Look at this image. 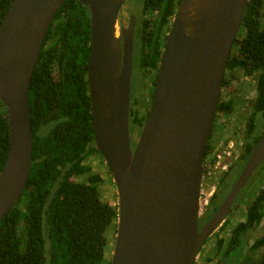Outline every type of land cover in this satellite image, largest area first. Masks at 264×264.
<instances>
[{"label":"water","instance_id":"1","mask_svg":"<svg viewBox=\"0 0 264 264\" xmlns=\"http://www.w3.org/2000/svg\"><path fill=\"white\" fill-rule=\"evenodd\" d=\"M78 1L88 8L90 20L86 79L93 142L116 187L109 264H194L264 158L263 137L199 229L204 152L248 0H179L134 144L129 129L134 14L121 26L118 15L126 0ZM63 2L12 0L0 23V102L9 135L0 171V220L27 184L32 155L28 87L47 29Z\"/></svg>","mask_w":264,"mask_h":264},{"label":"trees","instance_id":"2","mask_svg":"<svg viewBox=\"0 0 264 264\" xmlns=\"http://www.w3.org/2000/svg\"><path fill=\"white\" fill-rule=\"evenodd\" d=\"M11 2L0 0V23ZM178 2L143 0L151 15L140 25L135 61L137 69L152 75L153 83L148 100L140 102L131 92V131L141 129L148 112ZM236 41L238 55L226 66H239L246 74L258 71V97L248 129L252 131L256 113L264 110V0H248ZM89 43L88 8L78 0H64L47 29L28 87L31 167L22 195L0 220V264H109L105 232L112 226L116 231L117 204L101 198L102 176L86 162L92 155L100 156L93 142L86 79ZM229 108V102L218 105V111ZM8 146L6 113L0 102V171ZM263 210L264 185L246 207L245 219L232 230L225 254L244 247V233L261 221ZM223 244L220 238L219 249ZM250 249L259 251L257 264H264V232Z\"/></svg>","mask_w":264,"mask_h":264},{"label":"flooded vegetation","instance_id":"3","mask_svg":"<svg viewBox=\"0 0 264 264\" xmlns=\"http://www.w3.org/2000/svg\"><path fill=\"white\" fill-rule=\"evenodd\" d=\"M132 14H134V10L133 7L130 6L125 7L123 11H121V13L119 12L118 15L119 25L127 26L130 16ZM150 15L151 12L149 10H143V17L139 21L137 20L138 22L137 24L135 22L136 18L134 15V30H135V26L137 25L140 26L143 20L149 18ZM236 40L237 38L235 39V42L232 46L229 59L232 56L238 55ZM134 43L135 42L133 41V45ZM257 74L258 71H253L251 74H246L244 70L239 66L232 68H228L227 66L225 67L222 83H221V91H220L218 105L220 102H229L230 108L222 109L221 111H218V105H217L212 128L204 152L200 193L201 191L205 194L207 193L208 200H207V205L203 210V213L200 215L201 221L199 224V229L205 225V223L211 217L212 213L215 211L217 206H219L220 203L224 200L225 196L228 194L233 183L238 177L240 171L242 170L252 149L264 137V110L256 113L254 129H252V131L248 130L251 122V115L254 110V103L256 102L258 97V90L256 85ZM153 87L154 84L152 85V91H153ZM226 128L227 131L230 132H227V134H224L223 136L230 137L229 133H231V137L233 138V140H235L236 143L235 149L233 143L231 144V146L230 145L228 146L229 147L228 153H226V151L222 150L221 148L216 150V147L214 146V142L220 137V132ZM232 155L234 156L232 160L230 162L228 161L226 162V159ZM218 156L223 157L222 158L224 160V161L222 160L223 164L222 163L219 164V162H216ZM217 163L219 164V166ZM240 164L241 167H239ZM237 169L239 170L236 174V177L231 181V178L233 177ZM255 178H257L256 180L259 183H262L261 186L258 187L253 185ZM263 185H264V158L258 163V165L251 173L250 177L248 178L247 182L244 184V186L237 194L233 204L231 205L230 210L227 212L226 216L223 218L221 223H219V225L206 238L204 244L199 249L196 255L194 264H197L199 253H201V251L206 245H210V248L211 245H213L214 248L212 249L220 253L218 259V262L220 264L223 263L225 259L227 260L228 257H230V259L233 261V264H240L239 259L244 251L243 248L247 245L248 243L247 239L251 237V233L253 232V230H255L259 226V224H261V221L263 220L264 217V210L261 221L253 229L251 230L249 229V231H246L244 233L245 235L244 237L247 238L246 241L244 240L245 241L244 247L242 248L240 247L239 249L234 250V252L231 251L225 254L226 244L235 226H237L240 222H242L245 219L246 216L245 209L250 203L252 197L254 196L255 193H257V191ZM248 191H250L251 197L249 196L246 197ZM239 213L242 217L240 219H237V215L239 216ZM227 226L228 228L227 230H225ZM227 231H229V235H227L226 238H224V236L219 234V232H222L223 234L224 232L227 233ZM259 236H257L256 238H258ZM220 238H223L224 244L219 249L218 240H220ZM251 244L247 245V247H249V250L253 252L257 251L259 254V251L257 249L254 250L250 249ZM206 259L209 262L211 261L212 258H206Z\"/></svg>","mask_w":264,"mask_h":264},{"label":"rangeland","instance_id":"4","mask_svg":"<svg viewBox=\"0 0 264 264\" xmlns=\"http://www.w3.org/2000/svg\"><path fill=\"white\" fill-rule=\"evenodd\" d=\"M127 6L133 7L134 15L136 18L135 22L137 24L138 23L137 20L139 21L143 17V10H144L143 0H126L125 3L123 4L121 10H120V13ZM139 37H140V26L137 25V26H135V30H134V42L135 41L137 42ZM135 60H136V50L134 49V45H133L132 46V59H131V68H132L131 86H132V90L130 91V95H131V92L134 90L132 97L136 96L137 98H140V102H141V101H143L142 98H145V97H147V100H148V96L150 93L151 84L153 83V80H152V75L146 74L142 70L137 69ZM130 98H131V96H130ZM140 131H141V129H139V128H134L131 131L130 139H131L132 144H134L136 142V140L140 134ZM133 132H135V133H133ZM227 132H230V131H227V128L223 129L220 132V137L214 142V146L216 147V150L221 148L222 150H225L226 153H228V150H229L228 146L229 145L231 146L232 143L234 144V149H235L236 143H235V140H233V138L231 137V133H229L230 137L229 136H226V137L223 136L224 134H227ZM233 157L234 156L232 155V156H229L227 159L225 158L226 162L227 161L230 162ZM222 158L223 157L218 156L216 162H219V164H221L222 160H223ZM86 162L91 166L92 171L97 172L102 176L103 181L99 185V192H100L101 198L109 201L113 205H116L117 204L116 187L113 183L111 175L108 172V167L105 164L102 157L95 154V155L88 157ZM219 164H218V166H219ZM239 167H241V164ZM238 170L239 169H237L235 171V174L231 178V181H232V179H234L236 177ZM79 178L81 179V177H79ZM256 179L257 178H255L253 185L258 186V187L261 186L262 183H259ZM243 191H242V193H243ZM246 195H247L246 197H248V196L251 197L250 191H248ZM241 214H242V212H241ZM241 217L242 216L239 213V216L237 215V219H240ZM227 228H228V226L226 227L225 230H227ZM263 231H264V217H263V220L261 221V224H259V226L255 230H253V232L251 233V237H249L247 239V242H248L247 245L251 244L253 242V240L257 236H259ZM105 234H106L107 240H108L107 241L106 256L110 257L112 249H113V242H114V236H115L114 227L113 226L109 227V229L105 232ZM219 234L224 236V238H226V236L229 235V231H227V233L224 232L223 234H222V232H219ZM247 245L243 248L244 251L240 256L239 262H240V264H256L258 261V258H259V254L257 251H255V252L250 251L249 247H247ZM212 248H214L213 245H211V248H210V245H206L203 248L201 253H199V258H198L197 264H220L218 262L220 253L215 251ZM206 258H212V259H211V261L208 262ZM221 264H233V261L230 259V257H228L227 260L225 259L223 261V263H221Z\"/></svg>","mask_w":264,"mask_h":264},{"label":"built area","instance_id":"5","mask_svg":"<svg viewBox=\"0 0 264 264\" xmlns=\"http://www.w3.org/2000/svg\"><path fill=\"white\" fill-rule=\"evenodd\" d=\"M208 195L201 191L199 198V215L203 213L204 208L207 205Z\"/></svg>","mask_w":264,"mask_h":264}]
</instances>
